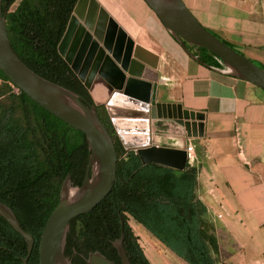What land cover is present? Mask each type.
<instances>
[{
  "label": "trees",
  "instance_id": "16d2710c",
  "mask_svg": "<svg viewBox=\"0 0 264 264\" xmlns=\"http://www.w3.org/2000/svg\"><path fill=\"white\" fill-rule=\"evenodd\" d=\"M15 1L1 0V8L17 56L35 73L74 90L84 103L94 104L57 51L77 0H19L9 10ZM187 47L202 64L223 67L205 48ZM96 107L102 121L103 107ZM107 129L112 135L111 125ZM113 140L117 155L114 184L92 210L70 221L66 256L73 263L85 264L87 254L98 250L119 263L112 242L120 236L121 215L123 244L131 264L149 262L128 216L187 264H227L219 259L215 226L207 208L195 195L197 170L188 164L183 170L144 164L136 153L126 152L116 137ZM87 156L81 131L45 110L0 71V201L34 238L28 263H38L40 234L58 203L62 180L70 174L74 185H80ZM25 255V240L0 216V264H20Z\"/></svg>",
  "mask_w": 264,
  "mask_h": 264
},
{
  "label": "water",
  "instance_id": "95a60500",
  "mask_svg": "<svg viewBox=\"0 0 264 264\" xmlns=\"http://www.w3.org/2000/svg\"><path fill=\"white\" fill-rule=\"evenodd\" d=\"M143 1L189 56L200 62L187 45L194 50L205 48L221 60L225 72L251 82L264 92V68L206 29L183 0ZM138 50L148 54L152 62L140 61ZM57 51L84 87L90 89L99 81L107 88L105 108L124 149L134 150L144 164L152 162L176 170L185 168L186 138L202 137L203 122L196 121L197 113L182 109L179 103L157 101L159 55L154 46L135 42L98 0H77ZM0 71L29 98L85 136L88 156L81 184L75 186L70 174L64 177L58 203L44 224L38 244L37 264H76L65 254L69 223L92 210L111 191L117 162L113 137L100 120L96 104L84 103L77 92L40 76L17 56L9 41L1 0ZM112 107L119 109L120 114H114ZM143 110L148 114L133 112ZM149 128L151 146H147ZM158 133L178 135L181 145L176 149L167 144L155 147ZM70 189H74L71 197ZM0 216L25 240L26 255L20 264H30L32 234L21 227L12 209L2 201ZM119 216L121 233L112 245L120 262L96 250L87 254L85 264H131L123 244V219Z\"/></svg>",
  "mask_w": 264,
  "mask_h": 264
},
{
  "label": "crops",
  "instance_id": "0c3cea01",
  "mask_svg": "<svg viewBox=\"0 0 264 264\" xmlns=\"http://www.w3.org/2000/svg\"><path fill=\"white\" fill-rule=\"evenodd\" d=\"M183 2L206 29L264 66V0ZM147 16L148 26L152 24L147 35L159 55L157 101L179 103L203 122L202 137L186 138L194 146L186 165L197 170L195 195L214 226L219 225L215 234L228 251L224 261L264 264V92L223 67L196 61L156 16ZM137 55L152 62L141 50ZM89 94L105 106L108 90L102 83L93 84ZM158 242L173 264H187Z\"/></svg>",
  "mask_w": 264,
  "mask_h": 264
},
{
  "label": "rangeland",
  "instance_id": "374dc122",
  "mask_svg": "<svg viewBox=\"0 0 264 264\" xmlns=\"http://www.w3.org/2000/svg\"><path fill=\"white\" fill-rule=\"evenodd\" d=\"M18 1L19 0H16L10 6L9 10L14 9ZM98 1L108 11V13L123 28H125L126 32L134 39L135 42H138L144 45L145 47L146 46L152 47L151 42L149 41V37L147 35V31H149V28L152 26V24L149 23L148 26L147 21L149 22V20L147 14L150 12L153 16L156 15L151 11V9L146 5V3L143 0H98ZM135 19L141 22V24H137ZM95 83H102V82L96 81ZM86 89L88 90V92L91 90V88L90 89L86 88ZM13 90L17 92L16 89ZM94 104L96 103L94 102ZM99 106L100 108L103 107V109L100 110L101 116L102 115L104 116V118L102 116V121L107 128H110L111 123L108 112L105 106L103 105H99ZM112 137H116L118 139L113 127H112ZM125 151L130 152L134 150L125 149ZM127 222L131 227L133 233L138 238V243L141 246L143 253L147 258L149 264H167V261H170L173 264L167 249H164L161 246V244L157 241V239L151 236L150 233L143 226L137 223L131 216L127 217ZM216 229L217 230L219 229V225L217 224V222H215V231ZM224 236H225L224 233H222V235H220V238H225ZM227 244H228L227 246L229 247L230 243L228 242ZM218 247H219L218 248L219 259L224 261V259L228 254V251L225 249V247H223L222 241L220 242V244L218 241Z\"/></svg>",
  "mask_w": 264,
  "mask_h": 264
},
{
  "label": "bare ground",
  "instance_id": "6f19581e",
  "mask_svg": "<svg viewBox=\"0 0 264 264\" xmlns=\"http://www.w3.org/2000/svg\"><path fill=\"white\" fill-rule=\"evenodd\" d=\"M113 113L114 114H120V110L117 109V108H111ZM135 114H145L146 111H133ZM143 112V113H142ZM148 114V113H146ZM134 118H143V117H134ZM145 118V117H144ZM143 118V119H144ZM178 127V126H177ZM172 131V130H171ZM131 134V133H129ZM151 129L149 128V135H150V138H149V144L147 146H151ZM155 139H156V143H155V147H159L160 144H167V145H171L173 149H176L177 147H179V145H181V141H180V138L178 137V135H166V134H163V133H158L156 136H155ZM163 157V156H162ZM161 157V158H162ZM173 157V156H172ZM165 159V157H163ZM162 158V159H163ZM173 159H176V157H173ZM172 161H176V160H172ZM74 193V189H70L69 190V197H71V195Z\"/></svg>",
  "mask_w": 264,
  "mask_h": 264
},
{
  "label": "built area",
  "instance_id": "2783aa9c",
  "mask_svg": "<svg viewBox=\"0 0 264 264\" xmlns=\"http://www.w3.org/2000/svg\"><path fill=\"white\" fill-rule=\"evenodd\" d=\"M184 150H185V153H186V158L189 161L190 159H192L193 153H194V146H193V144L190 141L187 142Z\"/></svg>",
  "mask_w": 264,
  "mask_h": 264
},
{
  "label": "flooded vegetation",
  "instance_id": "af4514ba",
  "mask_svg": "<svg viewBox=\"0 0 264 264\" xmlns=\"http://www.w3.org/2000/svg\"><path fill=\"white\" fill-rule=\"evenodd\" d=\"M86 167V166H85Z\"/></svg>",
  "mask_w": 264,
  "mask_h": 264
}]
</instances>
